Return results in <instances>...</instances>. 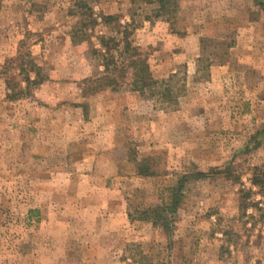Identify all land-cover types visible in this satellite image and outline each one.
<instances>
[{"label": "rangeland", "instance_id": "1", "mask_svg": "<svg viewBox=\"0 0 264 264\" xmlns=\"http://www.w3.org/2000/svg\"><path fill=\"white\" fill-rule=\"evenodd\" d=\"M174 1L170 21L94 4L131 24L169 104L83 92L71 0H0V264H264V0ZM29 59L45 82L26 88Z\"/></svg>", "mask_w": 264, "mask_h": 264}, {"label": "trees", "instance_id": "2", "mask_svg": "<svg viewBox=\"0 0 264 264\" xmlns=\"http://www.w3.org/2000/svg\"><path fill=\"white\" fill-rule=\"evenodd\" d=\"M136 0H133L135 2ZM140 1V0H137ZM145 4H156L160 17L170 18L175 14L174 0H141ZM98 0H71L69 15L76 22L71 28L70 39L73 45L82 43L89 44V53L92 59L96 62L97 71L94 76L83 81L84 93H98L110 90L114 93H119L122 90L136 92L139 96L146 98H157L162 103L171 104L174 102L171 88L168 86V81L155 80L150 72L147 62V56L140 48L134 46L131 40L133 31L130 28L131 24L122 22L121 17L110 15L103 12L96 13L95 5ZM132 3V2H131ZM30 67L21 69L23 80L26 88L30 85H41L45 82V75L40 66L35 64L30 59L27 61ZM29 74L33 75L31 79ZM25 88V89H26ZM137 173L142 176H150L149 168L146 162L138 164L136 167ZM224 173V172H222ZM199 175H196L198 177ZM189 177H184V182ZM181 182V188L183 183ZM253 185L262 187L261 178L255 177L252 181ZM241 209L247 210L253 207L250 203L251 192L241 191ZM175 205L170 211H174L178 204V197L173 194ZM154 214L151 218L154 224H159L162 228H167V224L155 213L154 209L147 210ZM171 214V213H170ZM146 216V215H145Z\"/></svg>", "mask_w": 264, "mask_h": 264}]
</instances>
